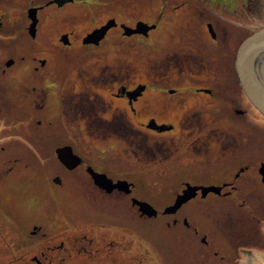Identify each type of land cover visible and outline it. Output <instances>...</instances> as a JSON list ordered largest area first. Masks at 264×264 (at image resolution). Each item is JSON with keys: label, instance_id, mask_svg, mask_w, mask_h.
Wrapping results in <instances>:
<instances>
[{"label": "flooded vegetation", "instance_id": "1", "mask_svg": "<svg viewBox=\"0 0 264 264\" xmlns=\"http://www.w3.org/2000/svg\"><path fill=\"white\" fill-rule=\"evenodd\" d=\"M6 2L0 0V186L34 184L36 200L45 199L50 208H65L63 212L70 221L67 223L73 228L69 233L75 240L70 242L74 243L71 246L63 240L49 242L63 238L64 232L57 227L56 231H50L49 226L41 224V220L24 228L23 232L28 237L41 239L44 243L41 247L46 250L32 257V262L54 264L50 259L53 251L72 247L79 251L78 254L91 253L93 257L88 259L89 264H106L105 260L122 263V257L113 259L106 254L104 259L95 258L101 255L103 246L97 245L89 253L91 247L86 248V235L82 230L91 228L93 233L98 232L96 234L103 238L114 234L117 242L109 244L113 248L120 247L121 241L127 238L133 244L132 240L138 237L129 225L124 226L125 219L128 223L166 221L168 227L185 229L190 235L193 231L197 241L194 249L198 264L206 261L208 264H264V117L246 96L236 71L234 54H238L246 39L240 36L241 40L238 38L234 47L230 37L235 24L224 18L216 19L215 23L206 22L210 39L206 41L201 39L203 34L191 32L192 26L188 24L183 31H190L189 39L181 34L177 50L164 55L160 62L154 60L156 49L151 43L146 81L131 84L112 81L108 89L114 99L124 102L123 107L113 108V116L120 114L122 119L125 117L126 122L132 125V131L120 133V130H113L105 139L108 140L109 136L120 138L136 157L145 153L150 160L157 158L164 161L166 168L162 175L166 188L162 196H166L168 187H177L175 194L169 196V202L158 204L137 194L135 179L143 181L142 174L133 171L124 173L114 162L108 164V168H95L92 163L84 161L80 151H86L77 145L74 133L67 131V125L63 124L68 132L66 136L57 131L60 120L71 122L93 117L112 123L109 116L103 115L107 112L106 106L103 109L99 107L94 113L82 99L83 90H77L70 79L62 84L50 80L48 60L38 59L24 50L32 23L29 9H39L38 31L41 13L66 2L57 4L55 0H48L42 4L41 0H29L25 5L20 3L23 10L19 23L11 20L4 9L8 4ZM71 3L74 2L65 5ZM164 16L161 11L155 21L148 23L151 28L146 34L126 35L123 27L126 25L116 20V25L96 45L85 43V38L111 19L80 39H75L74 31L64 32L57 39L60 45L58 53L64 54L66 49L74 48L78 42L81 46L99 48L113 30H121L122 37L138 36L150 40L163 29ZM138 22L127 26L136 28ZM63 37L67 39V44L63 42ZM180 48L184 52L179 51ZM30 59L32 65L28 64ZM199 72L206 74L205 79L198 78ZM61 76L62 72L55 75L56 78ZM91 99L88 95V100ZM252 106L259 114L252 113ZM129 117L136 124L131 123ZM133 125H138L140 129ZM61 148H70L81 161L72 168L68 167L59 159L58 150ZM54 158L57 162L53 161ZM186 160L188 163H185ZM48 166L51 169L46 173L51 175L42 176V168L47 169ZM92 170L97 175H93ZM123 181L130 186L123 188ZM18 191H12L16 198ZM192 194L176 213H164L179 197ZM3 199L1 196L3 212H8V203ZM134 200L152 205L158 211L157 216L143 212ZM208 201L213 202L215 207L218 230L215 234L217 238L220 235L224 239L220 242L221 247H216L209 234L192 227L187 212L193 204ZM46 212L50 213L48 207ZM53 216L50 215V220H54ZM81 228V234H76L75 230ZM152 230L150 226L148 231L151 235L154 234ZM145 250L146 256L142 260L139 261V255L135 253L130 263L125 261L127 264H151L149 247Z\"/></svg>", "mask_w": 264, "mask_h": 264}, {"label": "rangeland", "instance_id": "2", "mask_svg": "<svg viewBox=\"0 0 264 264\" xmlns=\"http://www.w3.org/2000/svg\"><path fill=\"white\" fill-rule=\"evenodd\" d=\"M6 1L8 4L4 6V9L8 12L11 20L21 22L19 18L20 12L23 10L22 5H25L29 0ZM234 1V3H231L229 0H74V3L71 4L65 5L69 3L66 2L61 6H52L46 9L41 13V23L38 26L36 39H32L28 35L24 50L27 54L35 55L38 59L48 60V71L51 73L50 80L62 84L70 79L71 84H75L77 90H83L82 99L90 106L92 111L94 110V113L99 107L103 109L106 106L107 112L103 115L112 119L110 124L104 123L101 119H93V117L90 120L82 121L68 122L60 120L58 133L65 136L68 132L74 133L75 142L82 150L86 151H80L84 155V161L92 163L97 169H101V167L108 168V164L114 162V165L122 168L124 173L133 171L142 174L143 181L138 178L135 179L138 195L148 201H157L158 204L169 202V196L175 194L177 187L170 186L166 189V196L161 195L164 188H166L162 175L163 170L166 168L164 161L157 158L154 159L155 161L150 160L145 153H140L136 157L120 138L109 136L108 140L105 139V136L113 130H120V133H131L132 131V125L126 122L125 117L122 119L120 114L116 117L113 116V108L115 106L123 107L124 102L114 99L108 89L111 88L112 81L128 84L146 81L151 43L155 44L154 48L156 49L153 55L154 60L156 63L160 62L159 59L164 55L177 50L176 46L179 45L181 34L182 37L189 39L188 33L190 31L188 32L187 29L183 31L188 24L192 26L189 25L192 28L191 32L193 30L203 34L201 39L206 41L209 37L205 23L209 21L215 23L216 19L221 18L228 19L235 24L230 37L234 42V47L240 36L245 37L264 27V0ZM46 2L48 0H41L42 4ZM248 3L253 4V12L251 13L246 8ZM161 11L165 15L163 29L154 34L150 40L138 36L132 38L122 37L121 30H113L99 48L85 47V44L81 46L78 42L74 48L66 49L64 54L61 51V53H58L60 45L57 39L64 32L74 31L75 39H80L87 32L104 24L109 19L117 20L126 26H133L136 21H139L137 25L139 23L148 25V23L158 18ZM130 26L127 27L135 29ZM179 51L184 52L181 48ZM236 56L234 54L235 62ZM199 59L201 58L199 57ZM31 61L32 59L28 60V64ZM57 72H62V76L56 78ZM68 73L69 78H67ZM205 75V73L199 72L198 78L205 79ZM88 95L91 96V100H88ZM252 113H258L253 106ZM129 119L131 123L136 124L132 118L129 117ZM63 124L67 125L68 132H66ZM133 127L140 129L138 125H133ZM117 140L119 142H116ZM127 143L130 145V141H127ZM77 152L79 153V151ZM53 161L57 162L55 158ZM40 163H42L41 160ZM185 163H188V161L186 160ZM40 167L44 166L40 165ZM49 169H51L49 166L47 169L42 168V176L44 174L51 175V173H46ZM34 186V184L0 186V197L2 196L3 200L8 203V212H3L4 208L0 203V264H19L22 262L34 264L31 258L39 256L41 251L45 250L41 247V245L44 246V243L37 237H28L23 230L32 224L40 223V220L41 224L49 226L50 231H56L55 228L57 227L60 232H64L63 238L49 240V242L57 241L59 243L60 240H63L67 246L74 245V243H70L75 240L72 234L69 233L73 228L67 223L69 219L63 212L65 208H58L57 206L50 208L48 201L45 199L36 200ZM14 189H16V192L18 191V198L12 194ZM47 207L50 209V213L46 212ZM187 210L192 227H198L201 232L209 234L212 242L216 243V247H221L220 242H223L224 239L220 235L217 238V234H215L217 223L213 202H197L188 207ZM51 214L54 215V220H50ZM60 218L61 222H59ZM78 218L81 219V217ZM123 223L124 226L129 225L138 237L137 240H132L133 244L127 238L121 241V245L117 243L120 247L113 248L109 244L110 242H117L116 238L114 239V234H107L105 238L99 237L100 234H96L98 232L93 233L91 228L76 229L75 233L81 234V230L85 233L83 234L86 235L85 246L86 248L91 247L89 253L91 250L96 249L97 245L103 246L101 255L94 256L95 258L104 259L106 254L110 255V258L120 259L122 257L124 260L122 263H108L105 260L106 264H127L125 260L130 263V258L135 253L139 255L138 259L140 261L146 256L144 255L145 249L148 247L150 249L151 264H182V262L183 264H198L196 263V250L194 249L197 241L194 239L193 231L190 235L189 231L185 229L168 227L166 221L139 220L128 223L124 219ZM150 226L153 228V235L148 231ZM68 237H70V240ZM216 247L214 246V248ZM77 252L79 253L78 250L76 251L72 247L63 251L56 250L51 253L50 259L53 260L54 264L90 263L88 259L93 257L91 253L85 255L86 253L78 254ZM208 263V261L204 262V264ZM102 264L104 263L102 262Z\"/></svg>", "mask_w": 264, "mask_h": 264}, {"label": "water", "instance_id": "3", "mask_svg": "<svg viewBox=\"0 0 264 264\" xmlns=\"http://www.w3.org/2000/svg\"><path fill=\"white\" fill-rule=\"evenodd\" d=\"M60 1L73 2L74 0H55L57 4ZM38 10V8H32L28 11L29 18L32 21L28 32L32 38H35L37 33ZM115 25L116 20H110L105 26L86 37L84 42L98 44L104 38L107 31ZM123 27L126 35L146 34L151 28L143 23H139L135 29H130L127 26ZM62 40L65 44L68 43L65 37ZM236 71L246 96L254 108L264 117V29L250 36L240 46L236 58ZM58 156L60 161L70 168L81 161L80 157L74 154L70 148L59 149ZM93 175L97 174L93 171ZM121 185L123 188L130 186L126 181L121 182ZM192 196L193 194L187 197H179L174 205L165 209L164 213H176ZM135 201L139 203L140 209L143 212H146L149 216H157L158 211L152 205L147 202Z\"/></svg>", "mask_w": 264, "mask_h": 264}, {"label": "trees", "instance_id": "4", "mask_svg": "<svg viewBox=\"0 0 264 264\" xmlns=\"http://www.w3.org/2000/svg\"><path fill=\"white\" fill-rule=\"evenodd\" d=\"M229 1H231V3H234L235 1L234 0H229ZM254 1V0H253ZM230 3V2H229ZM250 3V2H249ZM247 4V6H246V8H247V11H249L250 13L251 12H253V10H252V6H253V4ZM252 3V2H251ZM259 11V10H258ZM257 11V12H258ZM262 29H264V27L263 28H261V29H259V30H257V31H255V32H253L252 34H250V35H247V36H245V38L244 39H248L250 36H252L253 34H255V33H257V32H259V31H261Z\"/></svg>", "mask_w": 264, "mask_h": 264}]
</instances>
